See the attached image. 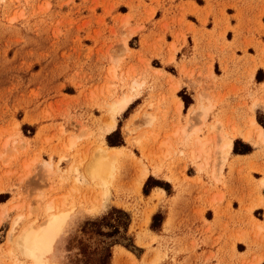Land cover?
Here are the masks:
<instances>
[{
	"label": "rangeland",
	"instance_id": "374dc122",
	"mask_svg": "<svg viewBox=\"0 0 264 264\" xmlns=\"http://www.w3.org/2000/svg\"><path fill=\"white\" fill-rule=\"evenodd\" d=\"M168 1L174 0H0V264H30L15 243L17 235L30 221L45 223L49 200L74 210L55 244L56 264H191L178 256L196 250L195 232L191 247L165 235L173 225L179 230L188 220L204 219L207 205L217 218L231 207L225 168L232 175L228 160L236 138L240 150L259 149L254 161L239 169L246 185L252 183L251 171L264 170L258 163L264 161V136L256 135L258 125L264 129L257 120L259 111L264 114V83L257 84L264 81V0H207L205 17L215 16L212 28L198 34L191 25L195 66L186 70L180 63L181 74L197 85L195 99L180 88L182 78L159 68L162 60H176L181 44H189L188 32L171 31L167 16L163 32L148 28L161 9L169 12ZM194 7L182 5L180 25L188 10L201 14L202 8ZM227 12L235 13L237 25H230ZM142 35L143 48L157 56L152 61L135 50ZM166 69L176 73L172 66ZM135 81L142 85L132 88ZM183 89L193 100L184 111ZM126 92L136 94L134 105L127 112L132 103L121 113L111 111L108 104ZM201 103L208 115L202 119L199 111L191 117ZM117 128L116 140L124 143L112 146L107 136ZM225 133L235 136L228 153L222 151ZM198 138L207 143L206 152L193 153ZM105 145L120 149L107 193L86 170ZM151 175L170 183L176 197H166L161 187L145 195ZM261 186L264 177L252 193ZM245 203L240 197L241 209L249 212ZM259 204L264 206L263 197ZM113 207L131 215L128 235L140 248L135 252L109 246L113 238L104 232L119 216L102 217ZM157 212L162 216L153 230ZM254 215L264 219L260 210ZM255 222L261 232L264 222ZM236 232L233 227L229 237ZM229 256L230 262L220 258L217 264H232L236 255Z\"/></svg>",
	"mask_w": 264,
	"mask_h": 264
},
{
	"label": "crops",
	"instance_id": "0c3cea01",
	"mask_svg": "<svg viewBox=\"0 0 264 264\" xmlns=\"http://www.w3.org/2000/svg\"><path fill=\"white\" fill-rule=\"evenodd\" d=\"M215 0H213L214 2ZM195 4L202 8L201 14H197L191 10H188L185 13V21L182 25H180L177 21L182 17V11L181 7L184 5L186 8L191 7L195 8ZM167 5H172L169 8V12L166 14L165 10L161 9L162 11L161 16L156 17L154 20H151L153 25H149V29H154L153 31L156 32H163L162 30V20L167 16V21L170 24V28L172 31V28L177 31H185L187 33V43H183L180 46V49L175 54V61L170 62L168 60H162L163 66L159 67L165 70V72L172 74V76H175L177 79L182 78V82L180 85V88H187V90L190 92L192 97L195 99L197 96H195L194 91L197 88V85L194 81V79L188 75H182L180 70V63L182 67H185L186 70H190L194 68L195 64L194 62L190 61L193 58V45L191 44L190 40H193V33L189 31L191 28V25L193 24V27H195L196 31H198V34H201L204 29L210 30L212 27H209V24H213L215 16L213 14L208 15L205 17L206 10L205 7L208 5L207 0H174L172 3L170 1L167 2ZM166 5V6H167ZM230 16L229 21L231 26L237 25V20L235 17V13H228ZM207 18V19H206ZM173 19H175V23H172ZM177 22V23H176ZM153 26V27H152ZM157 30H156V29ZM232 32V30L227 31ZM151 32H146L144 34H149L148 38L151 40L152 35ZM169 34L171 32L168 31ZM151 35V36H150ZM143 35L139 38L137 47L135 50L141 51L146 53V55L150 58L152 61L154 58H157V56L152 55L150 52L152 51V48H150V52L143 48ZM190 45V47L187 49V47ZM132 48V47H131ZM187 52V53H184ZM167 57L168 53L166 52ZM186 56L185 62L183 61V56ZM183 61V62H182ZM166 66H172L175 68L176 73H172L166 69ZM264 81L258 82L257 84H263ZM199 100V98H198ZM185 109V103L183 106V111ZM200 109V107L198 108ZM202 112L200 115L203 114V111L197 110L196 114L198 112ZM195 114V115H196ZM208 115V114H207ZM201 117V116H200ZM216 124L212 126V128L215 129ZM259 127L258 125V132H256L257 137L259 136ZM198 126H194L192 132L197 131ZM250 131V130H249ZM246 133V137H251L253 135L250 134V132ZM264 133V129H263ZM228 140H232V145L230 148V151L233 147V136H229L230 134L225 133ZM25 137V135H23ZM29 139H33L34 137H25ZM200 141H204L200 138H198ZM237 139V138H236ZM197 141V140H196ZM195 141V142H196ZM192 143V142H191ZM197 149V147H195ZM259 151V149H254L251 153H234L232 151V154L229 157V163L234 164V171L232 175L229 174V166H226L225 168V175L228 179V198H231V207L228 208V211L225 212L224 215L220 218H217L215 215V210L211 206H206L203 211V218H197V220L192 219L188 220L183 226L179 228V230L175 229L176 227H172L170 235H165L166 237H170L171 239L174 238V236H177L182 239V245L185 246L186 243H189V246L191 247V241H192V235L195 232L198 246L194 252L189 253H182L178 257L180 260L186 261V263L191 264H217L218 260L224 259V262H230V253L236 255V259L232 260V264L239 262V261H245V264L253 263V264H264V228L261 232H258L256 228V220L257 221H263L264 219L257 218L254 215V211L260 210L261 214L264 216V206H261L260 203V197L264 198V186H261L259 191L256 193L252 191L254 190L255 185H257L258 181L264 177V170H253L248 175L247 178L252 180V183L250 185H246V179L243 178V174L239 172V169L242 167L243 164L248 163L249 161H254L255 154ZM196 153H198L196 151ZM258 163L260 166L264 167V161L258 160ZM264 169V168H263ZM261 174V175H256ZM258 176V177H257ZM254 179V180H253ZM158 188V187H157ZM156 188V189H157ZM5 191H9L8 189ZM166 191V190H165ZM232 193L236 196H231ZM3 193V192H2ZM166 197L168 198H175L176 192L168 194L166 192ZM245 197V206H251V210L247 212L246 210H242V205H240V197ZM9 201V200H8ZM7 201V202H8ZM239 202L236 204V202ZM5 202V203H7ZM233 211V212H231ZM240 211V214L238 213ZM237 212V213H235ZM231 213L234 214V220L231 217ZM169 214V212L167 213ZM239 215V216H238ZM240 218V219H239ZM168 219V217H166ZM235 224V225H234ZM235 228L238 230L237 235H235V238L229 237L232 228ZM178 232V233H177ZM234 233V231H233ZM236 236H238L236 238Z\"/></svg>",
	"mask_w": 264,
	"mask_h": 264
},
{
	"label": "bare ground",
	"instance_id": "6f19581e",
	"mask_svg": "<svg viewBox=\"0 0 264 264\" xmlns=\"http://www.w3.org/2000/svg\"><path fill=\"white\" fill-rule=\"evenodd\" d=\"M141 85V82L135 81L132 84V88H139ZM135 97L136 94L126 92L109 103L108 106L111 111L121 113L128 108ZM198 110H204L201 116L202 119H204L208 114V108L201 103L200 109ZM196 112L197 109H193L190 116L193 117ZM182 131L185 132L186 135L191 133L187 130L186 126L182 128ZM259 136H264L262 127H259ZM136 142H138V140ZM206 145L207 143L205 141L197 140L194 142V147H197V149H195L193 153H196V151L198 153L206 152ZM231 145L232 140H227L222 146L223 153H228ZM119 151L120 149L118 147H110L107 145L99 147L86 169L90 179L104 186L106 188V193L108 191L109 180L114 176L116 170ZM45 166L50 167L51 163L46 162ZM156 175H158V172ZM92 210V208L89 209V211ZM44 212L47 217L45 223L38 224L34 220L28 222L17 235V240L15 242L19 251L31 260L30 264H56L53 260L55 244L74 210L73 208L60 209V206L53 200H49L44 207ZM22 218L23 215L16 218L13 223L14 229L20 224Z\"/></svg>",
	"mask_w": 264,
	"mask_h": 264
},
{
	"label": "trees",
	"instance_id": "16d2710c",
	"mask_svg": "<svg viewBox=\"0 0 264 264\" xmlns=\"http://www.w3.org/2000/svg\"><path fill=\"white\" fill-rule=\"evenodd\" d=\"M261 72H262V69H259V71L257 73V80H261L259 78V75ZM179 95L182 97V99L185 103V109H187L189 107V105L193 102V100L187 95L186 90H184V89L179 92ZM133 105H134V103H132L130 105V107L126 110V112ZM257 120L264 127V114L261 113L260 111L257 114ZM118 135H120V128H117L114 132H112L111 134H109L107 136L108 143L112 146L123 145L124 142L122 141V139L116 140V137ZM240 141H241L240 139H236L234 141V148H233L234 153H243L244 154V153H248V152L252 151L251 147L248 149H245V150H240V148H239ZM155 187H161V188L165 189L168 194L172 193L170 183L164 182L163 180H159L152 175L149 176L148 179L146 180L144 187H143V193L145 195H148L150 193V190L152 188H155ZM0 197H1V195H0ZM110 213H117L119 218H117L118 223L109 222L107 224L112 228L111 231L104 232V234H106V236H108L109 238H113V240L109 246L111 247L113 245L119 244V245H122V246L126 247L127 249L133 251V252L140 249L136 245L134 238L128 235L129 226L131 224L130 213H128L127 211H125L122 208L113 207L111 212H109L107 215L102 217V220L108 221V219L110 218L109 217ZM160 216H162V214L160 212H157L154 214L153 222L151 225V228L153 230H158V225L156 224V222H157L158 218H160ZM163 221H164V218L161 221L160 227L162 226ZM121 227L123 228V230H121ZM109 256H111L110 252H109Z\"/></svg>",
	"mask_w": 264,
	"mask_h": 264
}]
</instances>
